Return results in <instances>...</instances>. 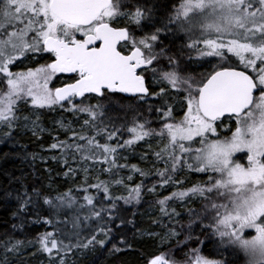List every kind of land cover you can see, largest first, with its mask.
Wrapping results in <instances>:
<instances>
[{
	"label": "snow or ice",
	"instance_id": "snow-or-ice-1",
	"mask_svg": "<svg viewBox=\"0 0 264 264\" xmlns=\"http://www.w3.org/2000/svg\"><path fill=\"white\" fill-rule=\"evenodd\" d=\"M160 7L153 0H0V139L21 130L38 136L42 110L69 113L72 120L55 121L66 138H53L50 149L61 157L52 159H63L65 176L83 174L64 192L16 190L12 228L34 215L31 223L53 230L34 241H0V264H15L26 245L49 264L95 252L114 229L134 224L123 213L145 192L159 197L152 222L162 229L148 233L161 250L147 264H264V0H177L163 14ZM162 37L183 43L174 49ZM193 51L214 58L206 73L183 66ZM25 61L35 64L13 71ZM60 76L66 80L55 86ZM127 97L158 99L147 108L155 119ZM141 142L145 167L124 154ZM200 235L213 253H202Z\"/></svg>",
	"mask_w": 264,
	"mask_h": 264
},
{
	"label": "trees",
	"instance_id": "trees-1",
	"mask_svg": "<svg viewBox=\"0 0 264 264\" xmlns=\"http://www.w3.org/2000/svg\"><path fill=\"white\" fill-rule=\"evenodd\" d=\"M153 2L161 5L159 11L163 14L167 11V8L171 7L177 2V0H153ZM137 35H140L137 30ZM166 46H171L174 49H178L183 43L180 39H176L173 44L169 38L162 37ZM194 52V51H193ZM192 55V53H191ZM46 59V57H45ZM184 65L187 67L189 74L198 76L201 73H206L209 70L210 65L206 63L210 59H201L200 57H194L189 61L187 54L183 56ZM211 61L215 62L214 59ZM44 60H40L43 63ZM166 64V61L164 62ZM163 66V65H162ZM151 88L159 89L157 86ZM120 95V94H117ZM124 103L142 104V111L144 116L149 119H155L152 114L147 111L148 104H152L155 107L159 106V100L156 98H149L147 103L137 102L131 97H127ZM44 124L48 127L49 121H52L58 116L65 118L66 120H72V116L69 113L61 114L59 109L53 112L48 110H42ZM177 116H182L176 113ZM152 127H158V121L151 125ZM49 128V127H48ZM47 128V129H48ZM65 139V134L61 130L48 129L46 133L34 136L30 132L19 131L12 139H0V241L14 236L17 239L34 241L35 238L45 231H52V227L44 224H33L31 220L35 219L34 215L28 217V222L23 229L12 228L13 224H19V220L13 217L12 213L17 207V201L15 200V192L19 190L23 192L24 187H35L42 191L48 192L49 189L55 192H64L69 188L76 189L83 180V174L76 176H65L64 173L68 170L63 162V159H52L53 156L61 157L59 150H51L50 145L55 142L54 137ZM124 139L128 138V133H124ZM153 148L156 147V143L152 142ZM148 150V146L141 142V145L135 146L134 152H125L128 156L129 164H138L141 167L146 165L141 162L140 154L143 151ZM49 157H48V156ZM69 165L71 167H78L73 163L69 157ZM191 180H198L199 175H192L189 177ZM136 182H139L137 180ZM148 186H151L149 183ZM175 190L170 188L167 190L159 189L161 196L168 195L170 191ZM6 192H12V196H6ZM159 197L145 192L144 197L139 205L129 207L128 211L123 213L126 220H133L134 224L122 225L120 229H114L112 238L108 240L103 248L97 247L95 252H88L87 254H75L69 256V264H147L154 254H157L161 249L158 241L148 235V233L155 231L160 232L162 229L157 227L152 221L160 216L158 206L155 201ZM128 207V206H125ZM179 210V209H178ZM41 215H48V206L43 205L41 201ZM135 213V215H133ZM84 213H82L83 215ZM119 224V221H116ZM143 233V235H141ZM199 234V229H197ZM123 238L127 245L120 243ZM200 239L205 241L204 245H197L201 247L204 255H209L214 252V244L206 238L205 235H200ZM215 239V238H213ZM115 248H119L120 251H115ZM21 250V254L15 257V264H39V261L43 256L47 255L39 252L37 247L33 246V250L26 249ZM218 258V257H216ZM242 264V258H241Z\"/></svg>",
	"mask_w": 264,
	"mask_h": 264
},
{
	"label": "rangeland",
	"instance_id": "rangeland-1",
	"mask_svg": "<svg viewBox=\"0 0 264 264\" xmlns=\"http://www.w3.org/2000/svg\"><path fill=\"white\" fill-rule=\"evenodd\" d=\"M192 55H193L194 57H197L196 52H192ZM201 59H210V60H212V59H214V58L206 57V58H201ZM233 59H235V58H233ZM34 64H35L34 61H25L23 64H20L18 67L13 68V71H23V70L26 69V67L34 66ZM148 78H149V80H150V82H151V81H152V77H151L150 74H149ZM55 81H56V80H55ZM55 81H54L53 83H55ZM151 85H152V83H151ZM153 86H156V87H157L158 85H153ZM158 87H159V86H158ZM177 113H178V114H181V112H179V111H177ZM62 118H63V117L58 116V117H56L55 119H53L52 121H49V126H48V127H49L50 129L52 128V130H59L58 126L55 124V121L60 120V119H62ZM63 119H65V118H63ZM65 120H66V119H65ZM66 121H70V120H66ZM41 126L45 129V131L40 132L39 135L46 133V131L49 129V128L44 124L43 117L41 118ZM47 128H48V129H47ZM22 131H23V132H30V133L32 134L31 131H26V130H22ZM154 142H155V141H154ZM155 143H156V142H155ZM47 156H48V155H47ZM48 157H49V156H48ZM26 249H28V250H33V246H32V247H27ZM39 264H49V260H48V258H46L45 256H43L42 259L39 261Z\"/></svg>",
	"mask_w": 264,
	"mask_h": 264
},
{
	"label": "flooded vegetation",
	"instance_id": "flooded-vegetation-1",
	"mask_svg": "<svg viewBox=\"0 0 264 264\" xmlns=\"http://www.w3.org/2000/svg\"><path fill=\"white\" fill-rule=\"evenodd\" d=\"M65 80H66V76H60V77H58V79L55 81L54 85H55V86H61V83L64 82ZM148 83H149V86H150V88H151L153 85H151V82H150L149 78H148ZM120 95H121V94H120Z\"/></svg>",
	"mask_w": 264,
	"mask_h": 264
},
{
	"label": "water",
	"instance_id": "water-1",
	"mask_svg": "<svg viewBox=\"0 0 264 264\" xmlns=\"http://www.w3.org/2000/svg\"><path fill=\"white\" fill-rule=\"evenodd\" d=\"M121 95H124V94H121ZM129 98V97H128Z\"/></svg>",
	"mask_w": 264,
	"mask_h": 264
}]
</instances>
